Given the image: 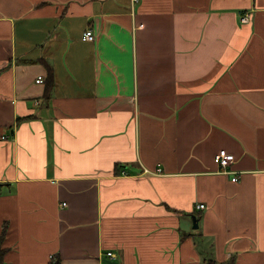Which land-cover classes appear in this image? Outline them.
Instances as JSON below:
<instances>
[{"label":"crops","instance_id":"1","mask_svg":"<svg viewBox=\"0 0 264 264\" xmlns=\"http://www.w3.org/2000/svg\"><path fill=\"white\" fill-rule=\"evenodd\" d=\"M0 244L264 264V0H0Z\"/></svg>","mask_w":264,"mask_h":264},{"label":"built area","instance_id":"2","mask_svg":"<svg viewBox=\"0 0 264 264\" xmlns=\"http://www.w3.org/2000/svg\"><path fill=\"white\" fill-rule=\"evenodd\" d=\"M137 0H133V2H136ZM242 19V22H247V17L243 16L241 17ZM82 38L83 40H86V41H93L95 40L94 38V32L92 29H87L83 32L82 34ZM35 82L36 83H43L42 82V77L41 76H38L36 79H35ZM232 160H233V155L228 153L225 149L219 151V153L216 155L215 157V161L216 163H218L220 169L223 171H226V168L232 163ZM227 172V171H226ZM233 180H236V178H233ZM63 206H65V204H63ZM199 207L201 208H204L203 205H199ZM111 255H113V253H107V256L111 257Z\"/></svg>","mask_w":264,"mask_h":264},{"label":"trees","instance_id":"3","mask_svg":"<svg viewBox=\"0 0 264 264\" xmlns=\"http://www.w3.org/2000/svg\"><path fill=\"white\" fill-rule=\"evenodd\" d=\"M44 65H45V68L47 69V71H46L45 78L42 79V82L44 85L43 97L48 100L49 99V92L51 91L54 82H53V78H52V68H50L49 65H46V64H44ZM3 233H4V231H3ZM4 252H5V250L1 248V244H0V264H2V258H3ZM51 264H60V259L55 258Z\"/></svg>","mask_w":264,"mask_h":264},{"label":"water","instance_id":"4","mask_svg":"<svg viewBox=\"0 0 264 264\" xmlns=\"http://www.w3.org/2000/svg\"><path fill=\"white\" fill-rule=\"evenodd\" d=\"M192 220H194V219H192Z\"/></svg>","mask_w":264,"mask_h":264}]
</instances>
